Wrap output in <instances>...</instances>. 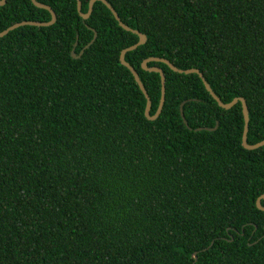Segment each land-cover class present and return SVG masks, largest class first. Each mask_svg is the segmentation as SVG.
Returning <instances> with one entry per match:
<instances>
[{"label":"trees","instance_id":"trees-1","mask_svg":"<svg viewBox=\"0 0 264 264\" xmlns=\"http://www.w3.org/2000/svg\"><path fill=\"white\" fill-rule=\"evenodd\" d=\"M37 1L55 24L0 37V264H264V146L244 148L242 104L150 62L166 101L147 119L120 61L139 36L102 1L87 20L77 0ZM108 1L147 36L126 60L151 115L161 76L142 64L165 58L224 103L245 98L248 142L264 140V0ZM51 19L32 0L0 6V32Z\"/></svg>","mask_w":264,"mask_h":264},{"label":"water","instance_id":"water-1","mask_svg":"<svg viewBox=\"0 0 264 264\" xmlns=\"http://www.w3.org/2000/svg\"><path fill=\"white\" fill-rule=\"evenodd\" d=\"M96 1H98V0H90L88 12L87 13H84L82 11V0H77V3H78L77 4L78 5V11H79L81 17L84 20L89 19L90 16L92 15V11L94 9V4H95ZM99 1L104 2L111 9V11L115 15L116 19L119 21V25L122 28H124L126 31L132 32V33L137 34L139 36V42L136 45H133V46L127 48V49H124L121 52L120 61H121V64L122 65H124L125 67H127L131 71V73L134 76L135 81L137 82V84L139 85L141 91L143 92V94L146 97L147 104H146V109H145V116H146L147 119H149L151 121L156 120L160 116V114H161V112L163 110L165 101H166V75H165L163 69L160 68V67H149L148 66V64L150 62H162V63L166 64L167 66H169V68L171 70H173L174 72H177V73H180V74H183V73L184 74H198L201 77V79L203 80V83H204L207 91L211 94V96L215 99V101L218 103V105L221 108L230 110L237 103L240 102L242 104V109H243V114H244V119H245V127H244L243 140H242V143H243L244 148L245 149H248V150H255L257 148H260V147L264 146V140L261 141V142H259V143H256V144H250L248 142V132H249L250 115H249L248 104H247V101H246L245 98L237 97L233 101H231L230 103H224L219 98V96L213 91V89L211 88L210 84L207 82V80L204 77L203 73L200 72L199 69H197V68H191V69H186V70L179 69L171 61H169L168 59H165V58L150 57V58L146 59L143 62V64H142V68L144 70L149 71V72L158 73L161 76V86H162V90L161 91H162V93H161L160 104L158 106L157 112L154 115H151L152 101H151V98L149 96V93H148V91H147L144 83L142 82V80L140 78V75L137 72V70L133 66H131L130 63L127 62V60H126V55H127L128 52L133 51L136 48H138L139 46H142V45L146 44V42H147V36L145 34L141 33L138 30L132 29L131 26L129 27V25L126 24L121 19V17L118 14L117 10L112 6V4L108 0H99ZM32 2L37 7L43 8V9H47L48 11H50V13L52 15L51 21H49V22L22 21V22H19V23H16V24L10 26L9 28H7L4 31H1L0 32V37L6 36L10 31H12V30H14L16 28H19L21 26L32 25V26H37V27H47V26H51V25H53V24L56 23V21H57V14L55 13V11L50 6L45 5V4H42V3L38 2L37 0H32ZM5 4H6V0H1L0 1V6H3ZM94 32H95V35H94L93 40L85 47V49L89 48L92 45V43L96 40V38H97V32L95 30H94ZM83 53H84V50H82L81 53H80V55L77 56L76 53H75V51L73 50L72 56H73V58H79V57H81V55ZM181 114H182V118H183L184 122L188 125V123H187V121L185 119L184 111H183V104L181 106ZM216 128H210V129L206 128V130L213 131V130H216ZM197 130L198 131H201V130H204V128H199ZM263 200H264V194L261 195L257 199V201H256L257 208L260 209L261 211H264V206L262 205V201ZM194 258L197 259V254H194Z\"/></svg>","mask_w":264,"mask_h":264}]
</instances>
